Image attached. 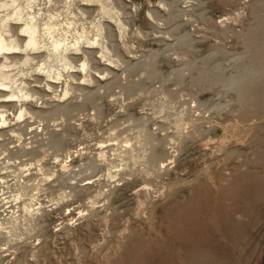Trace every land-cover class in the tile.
<instances>
[{
  "label": "rangeland",
  "instance_id": "1",
  "mask_svg": "<svg viewBox=\"0 0 264 264\" xmlns=\"http://www.w3.org/2000/svg\"><path fill=\"white\" fill-rule=\"evenodd\" d=\"M34 1L102 32L2 68L0 264H264V0Z\"/></svg>",
  "mask_w": 264,
  "mask_h": 264
},
{
  "label": "bare ground",
  "instance_id": "2",
  "mask_svg": "<svg viewBox=\"0 0 264 264\" xmlns=\"http://www.w3.org/2000/svg\"><path fill=\"white\" fill-rule=\"evenodd\" d=\"M94 1H98L100 4L102 2H104L102 0H94ZM21 2L19 0H0V8L7 10V12H5L3 15H2V13L0 15V57H1V60H0V93H1V91L5 90V87H8V89H10L9 96H16V93H20L21 91H23L21 95H27L28 94L27 93L28 91L25 90L26 87L24 89L23 88L24 86L22 87L20 84L17 87L14 86V87H16L15 90H14V87L11 88V86L8 84L9 83L8 81L10 80V76L7 72L4 71V69H2V68L6 67L7 60L15 58V53L22 51L24 53V55L21 59L22 60L21 62L23 64H27L29 61H31L32 59L34 60V58H37L39 56V55H37V52L40 49H45L47 51L48 58L51 59L50 60L51 63L52 62L53 63L59 62L61 65L65 66V65H70L69 60H70L71 56L68 52L70 49H73L76 51H83L84 54H86V51L84 49L80 48V46H79L80 45L79 42H81L82 39L85 40V42H86V48H92L97 43L100 44L99 38H97L100 36V31L102 28L101 27L102 25L100 23V19L98 22L95 23L96 38L92 39V41L89 42L88 41L89 37H88V35H85L87 33L84 31V29H81V31L79 33H77L76 37L74 36V34L72 35V33H70L71 32L70 25L73 23V21H71V19L70 20L66 19L67 21H69L68 23L66 22V20H64L65 23L67 24V26L66 25L64 26V25H62L63 23L62 24L59 23L60 20L57 19L56 16H54L50 13L51 15L50 14L47 15V19L45 21H42V14L40 13L39 8H38L39 12H36V13H35V11L31 12L30 10H28L29 8L30 9L33 8V4L35 3L34 0H24L22 2V4H21ZM40 3H41V1H40ZM66 4L68 7L69 0L66 1ZM100 6H101L100 8H102L101 9L102 12H103V10L107 13L110 12L108 10L106 11L104 9L105 7H103L102 5H100ZM26 8H28V9H26ZM68 9H69V7H68ZM68 9L66 11H68ZM79 9L81 11H84L82 8H79ZM80 10H78V11H80ZM112 12H110V13H112ZM65 15H66V13H65ZM114 15L116 16L117 14H114ZM72 16H70V17H72ZM115 16H112V18L116 22V25L119 26L121 20H118ZM72 20H73V18H72ZM16 28L18 29V32L15 31ZM86 31H88V30H86ZM87 43L90 45H87ZM18 64H19V62H18ZM20 65H21V63H20ZM53 65L54 64H50L49 67H51ZM85 65H86L85 62H83L82 67H84ZM47 67H48V65H47ZM18 68H19V66H18ZM52 69H54V68L53 67L49 68V71L51 72ZM47 72H48V70H47ZM57 74H58V72H57ZM86 76H88V75H86ZM13 82H15V81H13ZM7 84L9 86H6ZM2 95L7 96V95H5V93ZM1 101L8 102V101H11V99H4ZM3 120H4V118L1 119V122H3Z\"/></svg>",
  "mask_w": 264,
  "mask_h": 264
}]
</instances>
